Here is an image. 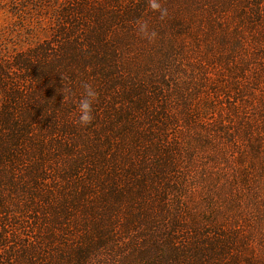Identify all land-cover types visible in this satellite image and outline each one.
Returning a JSON list of instances; mask_svg holds the SVG:
<instances>
[{
	"label": "trees",
	"instance_id": "1",
	"mask_svg": "<svg viewBox=\"0 0 264 264\" xmlns=\"http://www.w3.org/2000/svg\"><path fill=\"white\" fill-rule=\"evenodd\" d=\"M6 2L26 46L0 53V264H264L223 184L238 138L264 164V127L211 124L264 100V0Z\"/></svg>",
	"mask_w": 264,
	"mask_h": 264
},
{
	"label": "rangeland",
	"instance_id": "2",
	"mask_svg": "<svg viewBox=\"0 0 264 264\" xmlns=\"http://www.w3.org/2000/svg\"><path fill=\"white\" fill-rule=\"evenodd\" d=\"M8 4L6 0H0V53L1 52H10L12 49H19L22 46H26L25 43H21V35L24 33L21 32V30L16 29V27L13 24L14 17L11 13L7 10ZM15 27V28H14ZM19 33V34H17ZM40 37H44V34L38 33ZM12 37V41H11ZM23 48V47H22ZM21 48V49H22ZM253 53V52H252ZM256 64L259 66L264 65V59H261L259 61H256ZM217 72V71H216ZM217 74V73H215ZM252 73H249L248 78H253ZM261 86L264 88V78L260 81ZM230 92L229 96L230 98H233L234 95ZM264 96V95H263ZM261 95L255 96L253 99V102H251L250 107L248 109L243 110L242 107V100L241 101H235V104H231L238 106V113H235L234 116H232L230 113H228V108L231 107L228 105V98L223 97L219 98L217 101L218 110L222 109L217 113L216 116H213L211 119V124L214 125L216 121L219 119V117H222V115H225L223 118L226 120V130L227 135H233L234 138H237V132L241 134V127L243 126V123L245 121V118L247 119H253L258 126L264 127V100L261 99ZM234 103V102H233ZM220 114V115H219ZM222 114V115H221ZM216 120V121H215ZM243 122L239 125L240 122ZM251 121V122H252ZM260 121H263L260 123ZM222 139H218V141H221ZM237 144L240 147V150H242L240 153L242 155L238 156L239 159L238 165L236 166V171L228 169V177L226 180H223V184H229L226 187V193L227 194H237L236 187L233 186L234 184H237L240 189V202L238 203L237 207H240V210H242L245 214L253 215L252 217H255L256 223L253 225L255 226L257 224L256 233L259 234V240H263L264 238V164L257 161L256 156L253 154V149L251 148L252 145L248 142H245L243 139L239 140L237 139ZM235 143H227L223 141V146H225L226 152H231V145ZM245 154V155H243ZM229 155V154H228ZM229 157V156H227ZM231 158V157H230ZM235 161V162H236ZM243 170L242 175L238 176L237 179H232L233 177H237L239 175L240 170ZM249 169H255L254 171H248ZM248 181V182H246ZM245 182V183H244ZM234 183V184H233ZM247 183V184H246ZM236 190V191H235ZM224 192V190L222 191ZM250 193H255L254 196H251ZM254 219V218H253ZM262 238V239H261Z\"/></svg>",
	"mask_w": 264,
	"mask_h": 264
},
{
	"label": "clouds",
	"instance_id": "3",
	"mask_svg": "<svg viewBox=\"0 0 264 264\" xmlns=\"http://www.w3.org/2000/svg\"><path fill=\"white\" fill-rule=\"evenodd\" d=\"M148 8L154 12H158L160 19H164L168 15V10L162 7L161 0H148ZM136 30L141 38L145 40L151 41L155 38L156 33L149 31L147 23L138 21ZM83 88V96L78 101L77 123L86 127L92 120V104L96 98V93L88 84H84Z\"/></svg>",
	"mask_w": 264,
	"mask_h": 264
}]
</instances>
